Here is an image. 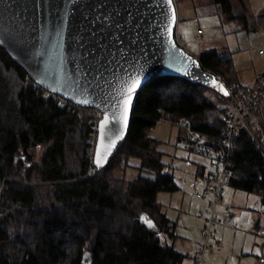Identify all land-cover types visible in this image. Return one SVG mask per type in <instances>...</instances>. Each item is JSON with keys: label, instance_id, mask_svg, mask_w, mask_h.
<instances>
[{"label": "trees", "instance_id": "obj_1", "mask_svg": "<svg viewBox=\"0 0 264 264\" xmlns=\"http://www.w3.org/2000/svg\"><path fill=\"white\" fill-rule=\"evenodd\" d=\"M213 2L224 19L236 16L232 0ZM197 58L205 70L245 87L231 57L211 49ZM207 92L180 76L149 80L134 99L125 138L97 168L95 109L46 97L0 46V264H182L189 255L175 248V222L157 198L178 186L164 171L160 140L148 130L163 115L221 139V110ZM261 128L255 134L263 142L264 119ZM233 143L227 185L258 195L264 206V149L244 128ZM131 159L139 172L127 178ZM204 168L197 173L203 176Z\"/></svg>", "mask_w": 264, "mask_h": 264}, {"label": "rangeland", "instance_id": "obj_2", "mask_svg": "<svg viewBox=\"0 0 264 264\" xmlns=\"http://www.w3.org/2000/svg\"><path fill=\"white\" fill-rule=\"evenodd\" d=\"M177 11L176 33L178 41L189 54L197 57L201 51L216 50L221 56L231 57L238 69L242 84L250 85L264 70V57L258 52L264 48V0H232L236 16L224 19L221 9L213 0H174ZM202 34L198 35V29ZM50 94L45 93V96ZM207 95L211 97L210 92ZM96 118V111H93ZM96 122V120H95ZM148 134L160 140L158 149L163 154L164 171L174 176L178 189L172 192L160 191L158 200L163 204L165 214L175 222V233L183 236L175 242V248L185 254L192 253L198 241L200 225L197 215L204 208L189 205L197 201L194 192L206 186L207 173L214 170L213 159L183 149L178 143L179 127L168 120H158ZM42 148L37 149V153ZM125 176L137 175V159L129 161ZM204 166V175L197 173ZM242 193L239 197L229 191ZM246 197V198H245ZM201 201V200H200ZM237 226L217 222L214 227L221 245L208 247L203 264H260L264 258V206L258 195L224 185V192L217 205L219 212H235ZM201 239V240H200ZM193 260V261H192ZM185 257L182 264H194L192 257Z\"/></svg>", "mask_w": 264, "mask_h": 264}, {"label": "water", "instance_id": "obj_3", "mask_svg": "<svg viewBox=\"0 0 264 264\" xmlns=\"http://www.w3.org/2000/svg\"><path fill=\"white\" fill-rule=\"evenodd\" d=\"M104 2L105 0H90L92 4ZM106 2L109 5L119 6L135 3L133 10L138 9L140 39L134 50L125 53L127 62L121 60L118 53L112 64L105 65L108 71L101 68L102 75L95 72L89 75L83 71V62L78 52L74 50L73 37L79 19L78 12L75 15L70 12L63 21H57L53 17L51 24L44 17H37V20H42L43 23L38 22L33 25L32 13L26 10V6L27 9L31 8V0H0V38H3L5 33H18L19 39L26 37L34 45L33 55L28 63L21 59L11 47L1 46L9 56L39 86L76 105L99 109L102 112L100 120L107 113L109 123L105 126L103 138L99 122L97 126L93 161L98 148L105 155L100 167L93 162L97 168H102L107 164L111 155L125 138L134 99L140 88L149 80L159 76H180L206 86L214 81L213 74L201 66L198 58L189 54L176 42L177 11L174 0H172L171 7L165 3V0H106ZM121 14H125L124 7H121ZM44 15L46 16V13ZM25 16L28 17L27 20H24ZM22 22L24 28H21ZM33 27L36 31L32 30ZM122 31L123 35L120 38L125 45H128L131 30L126 26ZM58 32L59 35H57ZM101 42L103 43L104 40ZM131 77H138L140 84L131 93L132 100L128 108L127 123L124 125L113 119L114 112L117 116L120 113V109L113 105L122 100V91L127 94V88H122V82L130 84ZM116 132L120 133L121 138L118 140H116ZM111 140H115V145L108 147ZM141 217L144 219L142 220ZM141 217L140 220L149 227L148 222L151 220H148L146 215H141Z\"/></svg>", "mask_w": 264, "mask_h": 264}, {"label": "built area", "instance_id": "obj_4", "mask_svg": "<svg viewBox=\"0 0 264 264\" xmlns=\"http://www.w3.org/2000/svg\"><path fill=\"white\" fill-rule=\"evenodd\" d=\"M197 33L201 35L202 29L199 28ZM179 38L177 37V39ZM258 52L264 57V48H260ZM211 73L214 76V81L209 85L210 99L221 110V119L225 126L221 139H211L193 130L184 118L169 120L163 115L160 117L161 120L171 121L172 124L179 127L178 143L183 149L207 156L214 162V170L206 177L205 188L194 192L196 199L204 201L203 211L198 213V217L203 218V225L200 229L202 246L193 257L194 264L204 263V255L208 247L219 246L220 240L214 234L217 222L232 227L237 225L233 214L217 211V205L224 192V185L228 184L231 177L234 136L244 128L260 148L264 149V143L255 134L262 131L261 121L264 119V70L252 84L246 85L244 88H238L235 83L226 82L221 75ZM221 85L223 91L220 90ZM45 93L54 95L47 90ZM58 98L62 103H66V99L60 96ZM95 111L98 112L97 109ZM97 126L98 121H94L92 150L96 142ZM261 136L263 137L262 134ZM192 206L197 207V203L193 202Z\"/></svg>", "mask_w": 264, "mask_h": 264}, {"label": "snow or ice", "instance_id": "obj_5", "mask_svg": "<svg viewBox=\"0 0 264 264\" xmlns=\"http://www.w3.org/2000/svg\"><path fill=\"white\" fill-rule=\"evenodd\" d=\"M165 3L171 7L172 0H165ZM71 6V7H69ZM121 7L125 8V14H121ZM135 3H130L127 6H119L117 4L109 5L106 0L104 3H90V0H31L32 23H43L38 21L37 17H44L51 24L52 18L55 17L57 21H63L64 17L70 12L75 15L79 13V19L76 24V33L73 37L75 51L80 55V60L83 62V71L92 75L93 72L101 74L100 69L104 71L109 69L105 66L110 65L115 60L116 55L120 54V59L127 62L125 53L131 52L138 45L140 39L139 35V19L138 9L135 11ZM46 13V16L44 15ZM28 17L25 16L24 20ZM174 19V13H173ZM130 28L131 36L128 45L121 40L123 29ZM21 28H24V23H21ZM36 31L35 27L32 29ZM135 33V35H133ZM59 35V32L57 33ZM19 34L5 33L3 38H0V46L7 45L17 52V55L28 63L32 57V48L34 45L31 40L19 39ZM106 38V39H105ZM104 40L102 43L101 41ZM111 45V47H109ZM99 50V51H97ZM194 63V61H193ZM31 66V65H30ZM36 69H34L35 71ZM131 83L122 82V88H127V94L121 92L122 100L118 101L113 107L120 109L119 116L114 112L113 119L126 125L128 118V108L131 103L133 93L140 84L138 77H131ZM223 91V86H220ZM227 95V92H225ZM109 123V117L105 113L104 118L99 121V128L103 138L105 126ZM120 133L116 132V140L120 139ZM115 145V140H111L108 147ZM105 159L104 153L99 148L96 151L94 163L97 167L101 166L102 160ZM143 220L144 217H141ZM149 226L151 222L149 221Z\"/></svg>", "mask_w": 264, "mask_h": 264}, {"label": "crops", "instance_id": "obj_6", "mask_svg": "<svg viewBox=\"0 0 264 264\" xmlns=\"http://www.w3.org/2000/svg\"><path fill=\"white\" fill-rule=\"evenodd\" d=\"M208 174V173H207ZM197 190H199V189H197ZM233 196H237V197H239L242 193H240V192H238V191H236V190H233V191H229ZM246 198V197H245ZM193 202H195V200H190L189 201V205L192 207V208H198L201 204H204V202L201 200H198L197 202L199 203V204H197V207H193L192 206V203ZM229 213H231V214H233L234 216H236L237 214H239V212H238V210H236L235 212H229ZM196 216V218H198V221H199V227L201 228V226H202V224H203V219L202 218H199L198 217V215H195ZM166 217L167 218H169L168 216H167V214H166ZM170 220H171V218H169ZM171 221H173V220H171ZM177 234V233H176ZM178 236L176 237V240H179L178 238H181V237H183V236H180L181 234H177ZM199 235H200V231H199ZM216 235V234H215ZM184 238V237H183ZM219 239V238H218ZM176 240H175V242H176ZM201 240V239H200ZM220 240V245H221V238L219 239ZM201 243V241H198V244H197V246L196 247H194V251L192 252V253H189V257L191 258V260H192V257H193V255L195 254V252H197L198 250H199V248H200V244ZM181 252V251H180ZM184 253V252H183ZM193 261V260H192ZM192 261H191V264H192Z\"/></svg>", "mask_w": 264, "mask_h": 264}, {"label": "bare ground", "instance_id": "obj_7", "mask_svg": "<svg viewBox=\"0 0 264 264\" xmlns=\"http://www.w3.org/2000/svg\"><path fill=\"white\" fill-rule=\"evenodd\" d=\"M66 103H69L70 104L71 102L69 100H66ZM101 117H102V112L101 111H98L96 113V118H94L93 120L99 121L101 119Z\"/></svg>", "mask_w": 264, "mask_h": 264}]
</instances>
